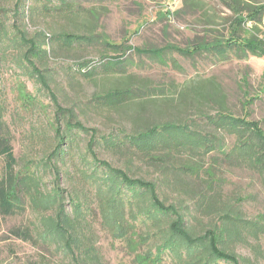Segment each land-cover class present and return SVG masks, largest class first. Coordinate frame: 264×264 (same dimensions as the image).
<instances>
[{"label": "rangeland", "instance_id": "rangeland-1", "mask_svg": "<svg viewBox=\"0 0 264 264\" xmlns=\"http://www.w3.org/2000/svg\"><path fill=\"white\" fill-rule=\"evenodd\" d=\"M227 1L230 0H23L22 10L16 16V0H0V102L13 138L18 161L16 169L24 173L30 169L29 173L35 175V180L30 179L23 186L22 212L6 217L0 215V264H96L97 255L100 264H135L137 252L103 220L95 185L79 173L71 158L59 165L62 170L60 185L65 189L68 212L74 209L70 195L82 196L85 217L81 233L67 244H64L65 237L68 239L67 232L55 228L58 208L55 204L43 202L47 200L44 194L54 186L53 171L43 165L55 144L50 125L54 104L48 91L28 72L29 65L17 57L19 49H23L16 47L22 43L21 32L26 31L31 38H36L41 32L47 37L66 32L94 35L92 42L69 45L58 38V41L47 39L50 43L45 46L49 51L47 66L55 79L52 86L58 100L64 106L73 107L85 125L97 128L102 134L116 129L130 130L132 127L129 106H114L101 97L97 99L107 90L126 86L156 89L153 90L155 99L160 100L144 109L149 118L156 121L190 116L197 117L203 123L202 127L208 128L210 125L198 110L214 114L223 103L237 115L248 110L250 118L260 120L264 127V56L250 53L243 56L232 51L226 59L206 49L191 55L168 49L161 56L138 51V48H163L166 45L187 47L192 51L195 43L227 36L234 17ZM244 1L254 4L264 2ZM62 2L73 9L68 11V5ZM244 26V34L255 33L264 37V16ZM102 33L111 41L127 42L126 45H131L132 49L126 52V62L118 68L100 67L93 74H84L78 61L91 59L98 62L103 55L117 54L107 49L96 36ZM97 65L100 66V63ZM201 83H206L207 88L213 84L209 100L194 101V104L184 101L187 106H181V93L187 87ZM27 93L35 96V100L25 98ZM165 97L174 99V104L168 106L162 103ZM249 97L254 100L250 105L244 104ZM209 130L212 131L211 128ZM79 136L81 148H84L87 135L81 131ZM222 138L227 149L233 146L234 136L225 133ZM97 152L100 158L115 165L129 166L136 176L151 179L162 176L158 168L148 163L140 153L137 156L121 155L104 147H98ZM211 155L220 158L222 170L217 176L225 199L239 204L246 216L253 217L264 212V176L247 165L224 159L219 150ZM184 157L179 155L169 162V186L163 189L167 190L170 200L178 198L173 190L174 178L195 194L202 192L204 187L203 178L182 167L186 161ZM4 170L5 160L0 158V178ZM31 182L36 191L29 193ZM190 203L193 205V201ZM199 220L200 227L207 226L209 221L208 217ZM17 227L27 229L33 238L15 235L12 229ZM135 227L138 231L136 222ZM140 229L144 231L147 227L142 225ZM260 243L264 249V235ZM148 246L144 243L138 251ZM234 248L243 255L253 254L248 244L240 243ZM172 261L171 255L166 253L164 263L172 264Z\"/></svg>", "mask_w": 264, "mask_h": 264}, {"label": "trees", "instance_id": "trees-1", "mask_svg": "<svg viewBox=\"0 0 264 264\" xmlns=\"http://www.w3.org/2000/svg\"><path fill=\"white\" fill-rule=\"evenodd\" d=\"M22 1L16 0V16H19L22 10ZM226 4L234 14L227 36L195 43L192 51L187 47L175 45H166L163 48H138V51L161 56L168 49L178 50L185 55L206 49L226 59L232 51L243 56H248L249 53L258 57L264 56V37L255 33L244 34V25L247 22L261 20L264 16V2L254 4L244 0H230ZM67 5L68 11H71L73 7ZM56 7L61 9L59 6ZM40 35L31 38L26 31H22V43L19 41L20 44L16 47L23 49H19L21 51L20 55L17 53V57L31 66V70L27 66L28 72L48 91L54 104V117L50 125L54 131L55 144L43 162V165L53 171L54 186L44 194L47 200L43 202L55 204L58 208L55 228L61 230L60 232H67L68 239L65 237L64 244L70 242L74 236H79L85 217L82 211L84 204L82 196L70 195L74 206L70 213L64 199L65 189L60 185L62 170L59 165L71 158L79 173L86 179H91L95 185L103 220L112 227L119 238H125L129 246L137 251L135 264H165L166 253L171 255L172 264H262L264 249L260 239L264 235V212H259L253 217L246 216L239 204L225 199L223 186L217 176L222 170L219 166L220 158L210 156L219 150L224 159L231 163L247 165L264 176L262 122L250 118L248 110L242 115H237L223 103L214 114L209 112L205 114L203 110H198L199 115L203 114L210 125L208 128H203V123L201 124L197 117L190 116L156 121L150 119L144 110L149 104H156L160 100L155 99L156 94L153 90L156 89L126 86L107 90L97 96V99L101 97L114 106H129L133 125L130 130L116 129L102 134L97 128L85 125L73 107L64 106L58 100L52 86L55 79L47 66L49 51L45 46L50 43L47 39L58 41V38L69 45L75 42H92L95 39L94 35L69 32L48 37L41 32ZM96 36L104 42L107 49L117 54L103 55L98 62L91 59L78 61L79 69L84 74H93L100 67L118 68L126 62V52L132 49L125 41L120 43L111 41L105 33ZM97 63H100V66ZM205 84L187 87L179 98L181 106H187L184 101L194 104V101L209 100L213 84L207 85L208 88ZM197 97L198 100H195ZM25 98L29 101L35 100V96L28 93ZM253 100L249 97L244 104L250 105ZM174 101L168 97L162 99V103L168 106ZM81 131L88 138L84 148H81L78 140ZM225 133L235 138L233 146L228 149L221 140ZM12 140L4 117V106L0 102V158L5 160V170L0 178V215L4 217L22 212L25 192L23 186L30 179L35 180V175L29 173L30 169L26 173L16 169L18 161ZM98 147L121 155L137 156L140 153L142 158L158 168L162 176L159 179L136 176L129 166L115 165L112 161L100 158ZM179 155L186 156L182 167L187 172L203 178L204 187L202 192L195 194L194 191L186 190L179 184L178 178H174L173 190L177 192L178 198L170 200L167 190L163 187L169 186L168 172L171 167L169 162L171 159L176 160ZM206 157L208 158L205 159ZM173 169L176 170L175 167ZM33 187L34 184L31 182L28 186L29 193L36 191ZM183 191L186 196L183 194V197H180ZM192 201L193 205H190ZM201 217H208L207 226H199ZM142 225L147 229L141 231ZM12 232L26 239L33 238L27 229L23 230L21 227L13 228ZM144 243L149 246L138 251ZM240 243L248 244L253 254L248 256L238 253L234 247ZM67 249H70V245ZM96 257L99 259L98 255ZM97 258L96 264H100Z\"/></svg>", "mask_w": 264, "mask_h": 264}]
</instances>
